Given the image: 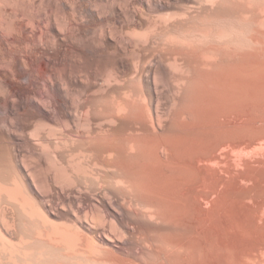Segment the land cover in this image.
I'll return each mask as SVG.
<instances>
[{
	"label": "bare ground",
	"instance_id": "bare-ground-1",
	"mask_svg": "<svg viewBox=\"0 0 264 264\" xmlns=\"http://www.w3.org/2000/svg\"><path fill=\"white\" fill-rule=\"evenodd\" d=\"M8 1L21 16L0 12V264L255 259L264 165L253 193L212 166L264 144V0ZM51 118L84 127L83 165L49 151L65 141L42 132Z\"/></svg>",
	"mask_w": 264,
	"mask_h": 264
},
{
	"label": "rangeland",
	"instance_id": "rangeland-1",
	"mask_svg": "<svg viewBox=\"0 0 264 264\" xmlns=\"http://www.w3.org/2000/svg\"><path fill=\"white\" fill-rule=\"evenodd\" d=\"M0 1H1V2H0V9H1L0 12H1V13L4 12L3 9L5 8V9H6L5 11H7V13H13V10H14V12L18 14V16H21V12H20V10H18L19 8H17L16 6H14L15 4H14L13 2L8 1V0H0ZM5 1H7V2H5ZM93 2H94L93 0H88V2H87V3L85 2V3L87 4V7L90 8V9H92V10H100V9H102V7H99V6H101V3H99V2H94V3H93ZM2 3H3V4H2ZM10 3H11V4H10ZM4 4H5L6 6H5ZM98 4H99V5H98ZM1 5H3L4 7H3V6L1 7ZM9 5H10V6H9ZM74 5H75V4H74ZM74 5H73L74 9H76V5H75V6H74ZM6 7H7V8H6ZM10 7H11V8H10ZM15 9H17V10H15ZM10 11H11V12H10ZM1 13H0V14H1ZM103 16H104V15H103ZM62 18H63V17H61V15H58V16H57V15H54V18H53V19H54V20L56 19L55 21L58 22V20L60 21ZM101 18H102V19H106L107 16H106V18H105V16H104V17H101ZM147 19H148L147 17H146V18L144 17V18L142 19V21L144 22V23L142 24V25H143V28H145V26L147 25V24H145L146 21H147ZM106 20H107V19H106ZM108 23H109V22H108ZM108 23L105 22L104 25L98 26V28H99V27L101 28V27H103V26H104V27H107L108 25L110 26L111 23H109V24H108ZM106 24H107V26H106ZM119 26H120V25H119ZM104 27H103V28H104ZM146 27H147V26H146ZM96 28H97V27H96ZM98 28H97V29H98ZM100 28H99V29H100ZM143 28H142V29H143ZM90 97H91V95H89V97L85 98V100H84V105H85V103L88 102L89 100H90V102L92 101V100L90 99ZM87 100H88V101H87ZM85 101H86V102H85ZM92 102H93V101H92ZM92 102H91V103H92ZM93 103L96 104V102H93ZM93 103H92V104H93ZM86 104H87V103H86ZM92 104L90 105V103H89V105H90L91 107L94 106V105H92ZM89 105L87 104V105H85V106L88 107ZM91 107H90V108H91ZM63 126H64L65 128H64ZM42 127H43L42 130H44V131H42V132L45 133L46 131H48V132H51L52 135L55 134L56 136H53V137H54V138L56 137L57 140L59 139L58 141H64V140H65L64 142H62V144H61V143H60V144L58 143L59 146H58V144H57V147H58V148H57V147L54 148V147H55L54 144H53V147H52V143L49 144V145L47 146V148H49V151H50V152L52 151V152L61 153L62 156L67 155V153H68L69 158H71V159H69V160L66 158V156L62 158L61 154H57V155H60V156H61L62 160H63L64 158L66 159V160H65V159L63 160V162L66 163V165H65V163H64L65 166L68 167V165H74V164H72V163L77 162V161L80 160V158H78V157H82L81 160H80L78 163L83 165V163H84L85 160H84V157L82 156V154L85 153V150H83L85 146H84L83 141L80 140V138H81V134L84 133V130H85L84 127L79 126L80 128L78 127V129H76L77 126L68 127V126H65V125L62 123L61 120H59V119H53V118L50 119V122H49V123H47V124H45V125L43 124ZM44 127H46L47 130H46V128H44ZM52 127H53V128H52ZM67 127H68V129H67ZM74 127H75V128H74ZM56 129H57V130H56ZM71 130H72V131H71ZM65 131H66L67 133H66ZM82 131H83V132H82ZM56 132H57V133H56ZM68 132H69V133H68ZM78 132H79V133H78ZM46 133H47V132H46ZM53 133H54V134H53ZM60 133H61V134H60ZM65 133H66V134H65ZM77 134H79L78 137H77ZM62 135H64L65 137L62 136ZM67 135H68V136H67ZM57 136H58V138H57ZM59 136H61V137H59ZM70 138H73V139L76 138V139H75L76 141L73 140V139H70ZM72 140H73V142H74L73 144H72V142H69V141H72ZM78 140H80V141H78ZM263 141H264V140H263ZM67 142H68V143H67ZM80 142H81V143H80ZM69 143H70V144H69ZM256 143H257V142H256ZM63 144H66V146H62ZM80 144H81V145H80ZM253 145H254V146H253ZM253 145H252V149H253V150L250 148V150H246L245 152H243L244 154H243L242 152H241V153H239V152L235 153L236 151H234L233 153H231V152H229V151L227 152V151L221 150V151H223V152L225 153L226 156H227L226 152L229 154V155L227 156V158H228L229 156L231 157V158H228L229 160L227 159L228 162H226V163H229V164H226L225 161H223V160H226V159H224V158H226L225 155H224V153L219 152V154H221V155H220L221 157H222V155H224V157H222L223 159L220 158V160H222V165H223L224 169H223V167H222V165H221V162H218L219 165L216 163L215 166L218 165V166H216V167H215V166H214V167L212 166V169H214V170L217 169L216 173H219V171L222 172V173L225 172V173H223V175H225V176H223V177H221V176H222V173H220L221 176H220V174H218L222 179H223L224 177H226V175H227L226 172H229L228 170H230V172H232V173H230V174H232V175H234L235 172H237L238 174L240 173L239 175H237V173H235L236 175H234V176H237L238 178H239L240 175L242 176V178H244L245 175H248V176H245L246 179H247V177H248V182L245 184V180H244V183H243V184L246 185L247 187L242 186L243 184L241 185V183H242L243 180L238 181V187H241V191L244 189V190H246V191L249 190L248 192H250V190L252 189V190H251L252 193L255 192V189H254V191H253V188L256 187V186H254V185L256 184V182L258 183V182H259V181H258L259 178H262V176H263V173H262L263 170L260 169V170H261V173L259 172L260 175H259L258 178H257L256 175H258L257 172L259 171L258 169L260 168V166H259L258 169H256V167H257L258 165H261V166L263 167V165H264V149H263V148H264V146H263L264 144H263L262 142L260 143V141H258V144H253ZM61 146H62L63 148H62ZM67 146H68V147H67ZM257 146H258V147H257ZM65 147H66V148H65ZM77 147H78V148H77ZM79 147H81V148H79ZM256 147H257V148H256ZM262 147H263V148H262ZM67 148H68V149H67ZM75 148H76V149H75ZM259 148H261V149H259ZM53 149H54V151H53ZM58 149H59V150H58ZM62 149H64V150H62ZM69 149H70V150H69ZM79 149H80V150H79ZM47 150H48V149H47ZM57 150H58V151H57ZM65 150H67V151L65 152ZM71 150H72V151H71ZM75 150L77 151V153L75 152ZM78 150H79L80 152H79ZM60 151H61V152H60ZM62 151H64L65 153L63 154ZM247 151H248V152H247ZM69 152H70V153H69ZM72 152H74V153L72 154ZM260 152H261V153H260ZM75 153H76V154H75ZM245 153H247V154H245ZM71 154H72V155H71ZM219 154H218V156H219ZM240 154H241L242 156H241ZM252 154H253V155H252ZM74 155H75V156H74ZM78 155H79V156H78ZM232 155H233V157H232ZM238 155H240V156H238ZM244 155H245L246 158L244 157ZM246 155H247V156H246ZM254 155H255V156H254ZM258 155H259V156L261 155V156L259 157ZM68 156H67V157H68ZM71 156L73 157V159H72ZM220 156H219V157H220ZM256 156H257V157H256ZM74 157H75L76 160L74 159ZM59 158H60V157H59ZM61 158H60V159H61ZM234 158H235V159H234ZM237 158H238V160H237ZM78 159H79V160H78ZM247 159H248V160H247ZM45 160H46V159H45ZM45 160L43 159V160L41 161V163H42V167H43L42 175L44 174L45 169H47V167L49 166V165H48V164H49L48 161L46 160V162H47V163H46ZM71 160H75V161L73 162V161H71ZM227 160H226V161H227ZM258 160H259V162L261 161V163L257 162ZM82 161H83V162H82ZM232 161H233V162H232ZM243 161H244V162H243ZM249 161H250L251 163H250ZM68 162H69V163L72 162V163L67 165ZM81 162H82V163H81ZM230 162H231V163H230ZM252 162H253V163L256 162V163L253 164ZM262 162H263V163H262ZM78 163H77V164H78ZM223 163H224V164H223ZM233 163H234V164H233ZM244 163H245V164H244ZM249 163H250V164H249ZM46 164H47V165H46ZM75 164H76V163H75ZM79 164H78V165H79ZM225 164H226V165H225ZM236 164H237V165H236ZM241 164H242V165H241ZM251 164H252V165H251ZM255 164H256V165H255ZM229 165L231 166L230 168H229ZM244 165H245V167L248 166V167L246 168L247 170L250 168V169L248 170V171H250V172H251V171H254V169H256V171H257L256 174H255V172H253V173L251 172V175L249 174L250 172H248V174H247V170L245 169V167H243ZM253 165H254L255 167H254ZM226 166H228V168H229V169L227 168L228 170L226 169ZM235 166H237L238 168L235 167ZM250 166H251V167H250ZM69 167H70V166H69ZM221 167H222V168H221ZM239 167H242L243 170H242L241 168H239ZM252 168H253V169H252ZM263 168H264V167H263ZM218 169H219V170H218ZM220 169H221V170H220ZM225 169H226L227 171H223V170H225ZM251 169H252V170H251ZM237 170H240V171H237ZM244 171H245V172H244ZM230 174H228V176H229ZM242 174H243V175H242ZM253 174H254V176H252ZM228 176H227V177H228ZM241 176H240V178H241ZM251 176L254 177V178H252L253 181H252V179H251ZM237 177H234V179H233V178H231V175H230V178L232 179L233 182H234L235 179H236V180L238 179ZM255 177H256V181H255V184H254L253 182H254ZM263 177H264V176H263ZM240 178H239V179H240ZM242 178H241V179H242ZM249 178L251 179L250 181H249ZM239 179H238V180H239ZM236 180H235V181H236ZM260 180H261V179H260ZM239 182H240V183H239ZM234 183L237 184V182H234ZM250 183H253V184H250ZM247 184H248V185H247ZM250 185H253L254 187L252 186V188H251ZM242 188H243V189H242ZM246 188H248V190H247ZM244 190H243V191H244ZM204 206H206V205H204ZM207 206H208V207H207ZM207 206H206L205 209H207V208L210 209L209 204H207ZM209 209H207V210H209ZM11 212L14 213L16 217H18V214H17V212H16L14 209H13ZM26 224H27V223H26ZM28 226H30V225L27 224L26 227L28 228ZM21 229H22V228H21ZM21 229H20V230H21ZM29 229L31 230V228H29ZM20 230H17V232L20 231ZM22 230H23V229H22ZM22 230H21V231H22ZM23 231H24V230H23ZM25 232H26L25 235L28 236V237L30 238L29 235L31 234V232H30L28 229H27ZM28 237H27V238H28ZM261 239L263 240L264 238H261ZM262 240H260V241H262ZM250 241H251V240H250ZM260 241H259V242H260ZM29 242H30V243H26V246L32 244L31 239H29ZM259 242H258V244H259ZM248 243H250V242H248ZM251 243H253V242L251 241ZM251 243H250V244H251ZM260 243L263 244V242H260ZM254 244H255V243H254ZM256 244H257V243H256ZM250 247H251V245H250ZM262 251L264 252L263 246H262L261 251H258V252H256V253H254V254H255V259H254V258H252L253 260H252V259H249V261H248L247 264H261L260 262H262V260H264V253H263ZM258 255H259V256H258ZM260 259H261V260H260ZM259 260H260V261H259ZM257 261H258V263H257ZM253 262H254V263H253ZM263 264H264V263H263Z\"/></svg>",
	"mask_w": 264,
	"mask_h": 264
}]
</instances>
